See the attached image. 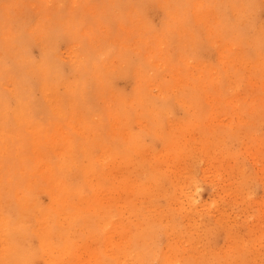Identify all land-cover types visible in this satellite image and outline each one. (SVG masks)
Masks as SVG:
<instances>
[{
    "label": "bare ground",
    "instance_id": "6f19581e",
    "mask_svg": "<svg viewBox=\"0 0 264 264\" xmlns=\"http://www.w3.org/2000/svg\"><path fill=\"white\" fill-rule=\"evenodd\" d=\"M152 1L163 14L159 30L144 15L145 4L150 3L146 0L128 1L124 10L113 12L114 17L107 14L111 9L107 6L102 5L100 15L95 13L94 2L93 6L88 1L83 5L88 21L100 17L108 23L113 19L110 34L114 40L119 36L116 27L122 30L128 26L129 12L140 20L142 29L138 33L145 34L137 35L136 44L126 40L113 48L101 45L105 39L98 41L93 29L71 26L65 8L43 11L42 19L37 13L15 29L14 36L12 28H6L8 20L0 15V41L4 44L0 47V188L8 186L11 197L17 198L15 208L20 213L14 219L16 213L9 217L0 208V264H35L41 259L45 264H86L80 251L89 253V264H122L121 254H128V247L112 237L119 232V221L115 219L119 209L111 204V197L102 196L117 193L120 186L106 185L109 176L103 164L107 158L114 162L122 155L127 160L128 151L137 147L138 141L130 136L125 154L121 153V119L129 106L136 103L140 113L154 115L158 110H171V101L200 104L202 98L210 99L211 91H219L222 100H231L226 90L232 88V82L225 69L231 58H236L235 46L247 52L253 48L249 58L264 70V60L259 62L264 25L254 28L251 36L247 34L257 0ZM77 17L81 16L73 19ZM61 39L67 44L68 60L57 49ZM33 45L40 50L37 61L31 57ZM209 45L214 48L215 63H198L210 78L199 76L191 95L176 96L173 69L181 70L189 52L203 58L205 50L213 51ZM162 53L167 54L166 61ZM8 56L15 58L16 69L4 67ZM120 76L132 78L130 94L114 89ZM234 76L239 79V70ZM154 89L158 93L154 94ZM4 96L16 105L7 103ZM153 118L158 128L160 121ZM10 123L12 127L8 128ZM98 152L102 156H97ZM42 194L49 196L48 206L35 203L36 195ZM11 208L6 211L11 212ZM30 209L32 215L25 214ZM58 251L59 257L55 255Z\"/></svg>",
    "mask_w": 264,
    "mask_h": 264
},
{
    "label": "rangeland",
    "instance_id": "374dc122",
    "mask_svg": "<svg viewBox=\"0 0 264 264\" xmlns=\"http://www.w3.org/2000/svg\"><path fill=\"white\" fill-rule=\"evenodd\" d=\"M75 1L0 0V15L8 20L5 25L12 28L13 36L17 33L15 29L35 18L37 13L42 19L43 11L52 13L64 8L71 18V26H77L78 30L93 29L97 40L105 39L101 45L108 48L126 40L136 44L137 35L145 34L138 33L142 29L140 20L129 12L127 29L116 27L119 36L114 40L110 34L115 25L113 19L108 23L100 21V17L88 21L86 8L81 9L87 1L91 5L94 2L95 13L101 15L102 7L107 6V9L111 8L107 14L114 17L113 12L124 10L130 0H115L116 4L114 0ZM150 3L148 6L145 4L144 15L148 17L149 24L159 30L162 10L156 3ZM155 6L156 10L153 9ZM74 16L81 17L73 19ZM251 20L248 36L253 34L254 28L264 25V0H257ZM130 32L135 36L132 39L129 38ZM65 43L61 39L57 49L60 56L68 60ZM3 45L0 41V47ZM35 47L33 45L30 51L34 54L31 53V57L37 61L40 50ZM235 47L236 58H231L225 69L232 82V88L226 90L231 100H222L219 91H211L210 99L202 98L200 104L169 102L172 109L156 111L159 118L156 114L140 113L141 107L136 103L129 106L128 115H123L120 126V139L123 141L119 142L121 153L125 154L130 136L139 143L134 150L128 151L127 160L123 155L114 162L110 158L105 160L103 167L109 176L106 185L119 184L120 190L114 194H102L103 197H111V204H116L119 209V216L115 218L119 221V232L112 237L128 247L129 253L121 254L122 264H264V99H260L264 98V70L249 58L253 48L247 52L240 46ZM211 49L213 51L207 49L203 52V58L189 52L181 70L173 69L176 96L191 95L195 80L199 76L206 78L207 70L198 61L215 63L216 54L214 48ZM259 49H262L260 62L264 60V46ZM161 57L165 61L168 59L166 53ZM8 58L4 67L16 69L15 58ZM158 64L161 66L160 62ZM236 69L240 73L239 79L234 76ZM65 71L67 75L69 69ZM116 79L114 89L118 87L117 91L130 94L134 84L132 78L120 76ZM152 91L158 93L157 89ZM6 98L7 103L10 101L12 106L16 105L9 96ZM111 98L110 103L113 101ZM130 109L134 111L130 112ZM153 117L160 121L158 128L154 127ZM7 127H12L11 123ZM169 137L170 140L165 142L164 139ZM97 156L102 154L98 152ZM0 191L3 192H0L1 210L9 217L16 213L12 217L14 219L19 217L20 213L15 208L17 198L11 197L8 186L0 188ZM35 203L48 206L50 198L46 194L36 195ZM12 205L11 212H7L10 211L8 206ZM30 210L25 214L32 215ZM78 242L84 245L83 241ZM79 254L84 263L89 264V253L80 251ZM55 255L59 257V251ZM36 263L45 264V261L41 259Z\"/></svg>",
    "mask_w": 264,
    "mask_h": 264
}]
</instances>
